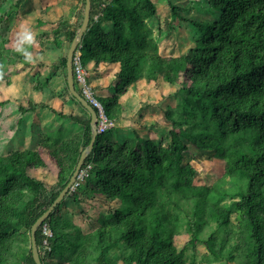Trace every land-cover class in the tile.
<instances>
[{
	"label": "trees",
	"instance_id": "obj_1",
	"mask_svg": "<svg viewBox=\"0 0 264 264\" xmlns=\"http://www.w3.org/2000/svg\"><path fill=\"white\" fill-rule=\"evenodd\" d=\"M20 3L0 13V26ZM84 3L76 25L64 11L49 30L42 25L36 33L50 31L57 50L68 48ZM168 6L173 19L186 23L192 43L177 55L159 50L162 30L152 0H91L76 50L82 64L119 65L109 95L97 96L107 116L125 117L120 95L166 82L174 90L164 115L180 132L153 137L114 127L97 134L81 167L90 165L86 175L44 221L52 230L47 257L40 250L41 227L36 231L42 264L46 258L53 264H264V0H168ZM36 19L40 24L43 18ZM19 59L28 64L25 56ZM65 61L57 56V88L48 85L62 99L60 110L52 111L81 128L69 134L45 128L36 149L0 154V264H35L31 226L66 185L90 141L89 114L68 91ZM33 86L42 89L37 81ZM66 93L81 115L63 99ZM181 134L188 143H181ZM184 152L221 160L218 182L195 185ZM46 158L57 169V189L48 197L44 182L27 175V169L45 167ZM81 196L101 207L88 232L62 212L66 197L78 203ZM197 244L205 248L200 257ZM67 251L62 263L57 256Z\"/></svg>",
	"mask_w": 264,
	"mask_h": 264
},
{
	"label": "rangeland",
	"instance_id": "obj_2",
	"mask_svg": "<svg viewBox=\"0 0 264 264\" xmlns=\"http://www.w3.org/2000/svg\"><path fill=\"white\" fill-rule=\"evenodd\" d=\"M15 0H0V13H3ZM69 3L74 4V1L67 0ZM80 1V0H79ZM186 0H183L185 2ZM33 0H24L20 5H18L17 9L13 8L10 13L6 16L7 18L5 21H2V29L1 34L3 37V41L0 40V114L4 111V106H7V99L15 98V100L21 103L24 107H27L29 98L27 90L30 92L33 91V98L31 99L34 106H37L36 110L35 107L32 110L26 111L28 112L26 117L21 116L19 114V120L15 113L10 112L2 115L0 117V154L5 155L8 152L15 150L17 148V142L15 141V146L12 143V139H16L17 134L15 133L16 125L22 127L24 124H28V127L31 126V131L28 133L26 138V147L30 149H36L37 143L39 142V137L43 131L46 129L50 130V126H48L47 119H46V111L48 109L50 112L49 117L54 115L53 118V132L59 133L61 130L63 134L72 132L68 127H60L58 123L63 121V124L70 125L76 124L69 119H60L56 118L55 113H53L52 109L55 111H59L61 108L62 99L54 98L52 99L53 95L50 93V86L48 85H55L54 87L57 88V78L52 77L55 63L57 62V56H65L67 52V46L60 49H56L55 44L52 41H48L49 37L51 40L52 33L48 32L45 35L39 34L38 31L36 33L35 29L41 30L42 25L46 22L45 18L42 19L37 24L35 15V9L32 7ZM37 2V1H36ZM158 6L157 15L159 18V25L161 27L162 33L158 37L159 43V50L164 55H177L183 52L186 48L192 45V43L188 40L187 32H186V23L179 18L173 19L171 17V11L168 6V0H152ZM174 2L178 3L181 0H174ZM13 5V4H12ZM33 11V15L31 10ZM37 10V9H36ZM66 14L71 15V8L65 9ZM32 17H29L25 14H29ZM15 14H18L17 17ZM72 16V15H71ZM17 18V19H16ZM16 19V21H15ZM15 24V25H14ZM74 23V25H76ZM14 25V26H13ZM173 28L171 30L170 28ZM12 28V29H11ZM48 28V27H47ZM49 30V29H47ZM13 41V44L19 45L25 41H32L27 42L26 45L22 46L20 49L15 51V56L12 57L8 63V69L6 70L5 65V58L7 57V51L9 50L7 44H10ZM47 45V46H46ZM50 47H49V46ZM43 49V52H42ZM3 51V52H2ZM6 52V56L4 53ZM4 55V57H3ZM47 55V56H46ZM25 56L27 59L28 65H33L29 67L28 73L23 74L24 71L21 61H19V57ZM47 57L48 60L52 61L53 64L49 65L48 68L43 69V67L39 66V64ZM56 57V58H53ZM53 58V59H52ZM84 67L86 69L88 62L84 61ZM87 62V63H86ZM26 64V63H25ZM15 65V67H11ZM42 72L39 74L38 72ZM91 75L89 72L86 74L87 81L89 82L91 79ZM50 78L49 84L45 81L46 79ZM22 78V79H21ZM20 79L22 81H20ZM28 81V82H27ZM37 81L41 84L43 93L40 95V92L35 91L37 89L34 88L33 83ZM31 82V83H30ZM90 85L95 88L94 84L89 82ZM32 84V86H31ZM79 87V86H78ZM34 89V90H33ZM23 97H20L23 93ZM174 90V86L162 82L160 85H151V90L146 91L141 89L138 94H133L131 96L120 95L119 99L121 103L124 104L125 107V117L122 118L120 121H116L117 128H133L138 130L144 136H153L155 137L157 134L163 135L164 137L168 138V132L173 129L180 132L178 127H174L173 124L167 120L164 115V108L166 106V100H168L169 94ZM96 96L97 92L94 89ZM26 92V93H25ZM103 93V92H102ZM49 94L53 96H49ZM68 102H71L70 107L74 108L75 115H81V111L79 113L76 106L72 103V99L70 98L69 94H65L63 99ZM52 99V100H51ZM12 101V100H10ZM37 103V104H36ZM21 109V110H22ZM3 110V111H2ZM48 113V111H47ZM15 115V116H14ZM14 116V117H13ZM18 120V121H17ZM51 124V121L49 122ZM58 126V127H57ZM50 127V128H49ZM23 128V127H22ZM46 128V129H45ZM61 128V129H59ZM75 128V127H73ZM123 131V130H122ZM14 135V136H13ZM181 143H188L186 140L187 137L182 135ZM12 137V139H11ZM18 140V139H16ZM38 140V142H36ZM19 141V140H18ZM23 142V141H22ZM184 158L186 162L192 164L195 169L194 180L193 183L195 185H211L213 183L218 182L219 177L223 173V162L217 158H212L210 153L208 152H201L197 153L196 155L192 156L188 152H184ZM46 161L49 164H53L52 161L46 158ZM53 166H55L53 164ZM57 169H54V175L47 174L45 171V175L47 178L46 182L48 185H52L53 181L55 180ZM54 179V180H53ZM56 184V183H55ZM54 185V184H53ZM48 192L46 197L49 196L50 192L57 189L56 188H48ZM62 210V209H61ZM101 210V207L98 206L96 203L91 202L88 198L81 196V200L76 203L71 198L66 197L64 200V208L62 212H68V214L72 215L73 222L80 226L83 232H88L90 227L93 225L94 216L98 211ZM60 215V209L55 211V216L58 217ZM176 244H183V240L181 238L176 239ZM196 254L200 257L204 252L205 248L201 244H197ZM68 255V251L63 253L62 256L58 255L57 257L62 263L65 262V257ZM43 264H53L50 259L46 258L43 259ZM217 264V263H213ZM231 264V263H229Z\"/></svg>",
	"mask_w": 264,
	"mask_h": 264
},
{
	"label": "crops",
	"instance_id": "obj_3",
	"mask_svg": "<svg viewBox=\"0 0 264 264\" xmlns=\"http://www.w3.org/2000/svg\"><path fill=\"white\" fill-rule=\"evenodd\" d=\"M16 1L17 0H15L12 4H15ZM33 1L34 2L32 4L33 5L32 7L35 9V12L37 13L35 15V17L37 18L38 16H40L43 19L45 18V21L46 22H49V24L44 23L43 25L44 26H48V28L50 26L55 25L57 23L59 17L63 15V12L67 8H71V10H72L71 11L72 23L74 24V23L78 22V20H79V18H78L79 17V13L78 12L80 10V1L81 0L80 1L79 0H72V1H74V4H73V2L72 3H69L67 0H33ZM22 2H24V0H21V3ZM45 9H46V12H43V10H45ZM31 12H32V15H33V11L32 10H31ZM65 13H66V11H65ZM17 15L18 14H15L16 17H17ZM25 15H27L29 17H32L30 15V13L29 14H25ZM7 18H9V17L8 16H5L4 21ZM16 19H15V21H16ZM36 21H37V19H36ZM2 27H3V25L1 23L0 31H1ZM48 32L50 33V31H47V33ZM10 42H11L10 44H7V47H8L9 50L7 51V57L5 58V61H6L5 62L6 70L8 69V63H9V61L11 59L10 58V52L11 51H17L22 46H24V43L23 42L21 44H19V45H16V44H13L12 45V43H14V42L13 41H10ZM5 54H6V52L4 53V55ZM4 55H3V57H4ZM56 57H57V55H56ZM56 57H53V58H56ZM41 62L43 63V65L42 64H39V66L43 67V69L45 68V70H46V68L49 67L48 64L49 65L53 64V62L50 61V60H48L47 57L44 60H42ZM57 63L58 62L55 63L53 73L56 71ZM20 64H22L23 69H24V71L22 72L23 74L28 73L29 67H32L33 66L31 64H29V65L28 64H25V62H22ZM11 67H15V65H12ZM118 69H119L118 63H104V62H101L98 65H95L94 62H92V61H89L88 62L87 67H86V70H87V72H89L90 74H92L91 75V79H90L89 82H91L92 84L95 85L94 86L95 87L94 89L96 90L97 95H99V96L109 95V93H110V87L116 81L115 75H116V72L118 71ZM38 73L41 74L42 72L40 71ZM28 75L30 76L29 73H28ZM21 79H20V81H22ZM31 86H32V84H31ZM35 91L40 92V95L43 93V90H35ZM21 92L23 93V90ZM27 93H28V96L27 97L28 98L30 97L32 99L33 96H34L33 91L30 90V92H29L27 90ZM50 93H51V91H50ZM23 95H25V97H26V94H24V93L22 95H20V97H23ZM49 96H53V95L49 94ZM30 98H29L30 101H28L27 107H24V110L23 109L21 110L20 107L23 106V105L21 103L17 102L15 100V98L4 100V101H7V103H6L7 106L6 105L4 106V108H3L4 111L2 110L3 113L0 114V117H2V115L4 114V112H6V113H10V112L15 113V115H17L18 120H19V114H21V116H25L26 117V115L28 113L26 111L32 110L34 107H35V109H33V110H36V108H37V106H34L32 104V103H35L36 101L32 102V100ZM54 98H57V97L56 96H53L52 99H54ZM10 100H12V101H10ZM49 110H51V109H48L47 110L48 113H47V111L45 112L46 113L47 123H48V126H50L51 128L54 129V127H53V124H54V122H53L54 115L53 116L51 115V117H49L48 116V115H50ZM50 121H51V124H49ZM58 124H59V126L61 125L60 127H65V128L68 127L70 130H72V132H77L81 128V126L79 124H71V127H70V125H66L65 126L63 124V121L60 122V123H58ZM22 127H20V126L18 127L16 125V127L14 129L15 130L14 135L15 134L18 135V136H16V139H18L19 141L16 140V139H12V137H11V139H12L11 141L14 144V146H15V141L17 142V145H16L17 148L15 150H21V149L27 148L26 147V138L28 136V133L31 131V126L28 127V124H24ZM73 127H75V128H73ZM36 142H38V140ZM37 147H38V145H37ZM54 169H55V166H53V164H49L46 161V166L45 167H37V168L27 169V175H29L30 177H34L36 179L41 180L42 182H44V184L47 186V188H56V184H55V180L54 179H53L54 180L53 181V184L54 185L53 184L52 185H48L47 182H46V179L48 177L45 178L46 177L45 171L47 172L48 175L49 174H51V175L53 174L54 175Z\"/></svg>",
	"mask_w": 264,
	"mask_h": 264
},
{
	"label": "water",
	"instance_id": "obj_4",
	"mask_svg": "<svg viewBox=\"0 0 264 264\" xmlns=\"http://www.w3.org/2000/svg\"><path fill=\"white\" fill-rule=\"evenodd\" d=\"M90 9H91V0H85L83 7L82 20L80 25L76 28L74 36L67 48V52L65 55V63H66V83L68 87L69 93L82 105V107L89 114V126H90V141L83 148L80 153L79 159L75 166L74 171L72 172L68 182L66 185L60 190L56 198L52 201V203L48 206V208L34 221L30 229V244H31V253L32 258L35 264H42L39 256L38 246L36 242V231L39 226L46 220L48 215L53 211V209L60 203V201L64 198V196L69 192L73 182L78 175L82 164L88 154L91 152L93 148V144L97 135L96 124H97V113L96 110L87 102V100L75 89L74 85V76H73V55L79 46L82 36L84 32L88 28L89 20H90Z\"/></svg>",
	"mask_w": 264,
	"mask_h": 264
},
{
	"label": "built area",
	"instance_id": "obj_5",
	"mask_svg": "<svg viewBox=\"0 0 264 264\" xmlns=\"http://www.w3.org/2000/svg\"><path fill=\"white\" fill-rule=\"evenodd\" d=\"M87 70L80 59V52L78 50L75 51L73 55V76L74 81L77 83L81 90V95L87 100V102L96 110L97 113V124L96 130L97 134H101L106 132L107 130L113 129L117 126L116 120L111 119L105 113L104 107L102 103L96 96V93L90 83L86 78ZM90 165H87L85 169H80L78 175L76 176L75 181L73 182L71 189L72 191L79 185L80 181L86 175V169L89 168ZM41 233H42V242L40 246L41 254L47 257V254L51 250V246L49 240L52 237V230L47 222H43L41 225Z\"/></svg>",
	"mask_w": 264,
	"mask_h": 264
}]
</instances>
